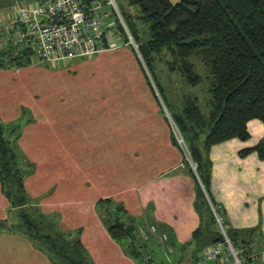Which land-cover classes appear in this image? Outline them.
<instances>
[{
    "label": "trees",
    "instance_id": "1",
    "mask_svg": "<svg viewBox=\"0 0 264 264\" xmlns=\"http://www.w3.org/2000/svg\"><path fill=\"white\" fill-rule=\"evenodd\" d=\"M125 3L118 5L119 10L151 74L152 80L145 75L146 82L165 114L154 89L156 85L174 129L184 138L197 166L195 170L184 161L186 171L195 180L194 208L200 223L191 240L176 247V264H197L209 246L225 243L216 214L233 246L242 251L241 258L246 264H252L254 241L263 236L261 229H235L228 225L225 213L210 192L213 168L210 154L216 144L233 138L249 139V121L258 119L264 123V0H180L177 3L125 0ZM117 20L119 33L130 44L118 16ZM17 41L15 48L0 50L1 69H19L32 64L36 53L20 38ZM105 45L109 46L107 42ZM194 59L202 64L203 74L198 72ZM158 64L162 66V74L179 78L177 84L182 93L176 94V99L163 84ZM202 84L210 95L207 112H203L198 95L190 90ZM16 132V137L11 139L9 133ZM21 136L17 124L8 125L0 117V185L16 219L14 222L0 220V231L27 237L52 264H93L81 239L82 229L63 231L59 227L60 219L48 217L37 206L30 205L26 180L35 173L36 164L21 155L18 143ZM171 142L181 149L174 130ZM254 152L264 160V138L255 147L241 150L239 155L245 158ZM96 206L106 208L103 221L124 252L134 258L143 257L142 248L155 236L144 240L139 234L132 238L135 229L124 220L129 216L125 207L112 199L99 200ZM157 229L158 233H166ZM137 238L141 242L139 247L135 244Z\"/></svg>",
    "mask_w": 264,
    "mask_h": 264
},
{
    "label": "rangeland",
    "instance_id": "2",
    "mask_svg": "<svg viewBox=\"0 0 264 264\" xmlns=\"http://www.w3.org/2000/svg\"><path fill=\"white\" fill-rule=\"evenodd\" d=\"M31 1L0 2V50L18 45L22 27L13 23L12 10L16 3L22 6ZM115 1L119 6L126 4L125 0ZM102 13L115 34L110 46L94 59L48 63L35 56L25 68H0V117L8 125L19 126L20 153L36 164L35 173L26 180L30 205L48 217L60 219L59 227L66 232H83L81 221L63 222L64 210L72 212L73 203L93 209L94 202L108 198L121 204L126 198L122 192L138 186L144 177L164 171L167 165L181 159L183 164L186 161L182 148H175L171 142L175 126L156 85L154 89L165 114L146 82L145 75L151 78L148 68L133 44H127L119 33L112 6H104ZM194 61L203 74L202 64ZM161 69L158 64L163 84L176 99V94L182 93L177 84L179 78H170ZM176 87L180 90L175 91ZM190 90L198 95L203 112H207L210 95L206 85ZM9 134L13 139L18 133ZM96 210L107 227L103 221L106 208L96 206ZM14 215L0 185V220L14 222ZM141 229L147 231L148 237L154 236L148 227ZM2 239L0 264H23L21 258L26 254L40 252L23 235ZM149 251L143 253L161 264H169ZM36 260L29 257L27 261ZM138 264H144L143 257Z\"/></svg>",
    "mask_w": 264,
    "mask_h": 264
},
{
    "label": "crops",
    "instance_id": "3",
    "mask_svg": "<svg viewBox=\"0 0 264 264\" xmlns=\"http://www.w3.org/2000/svg\"><path fill=\"white\" fill-rule=\"evenodd\" d=\"M10 1L11 4L17 2ZM247 127L249 139L243 141L233 138L212 147L210 192L217 206L225 213L230 227L235 229L260 227L263 236H258L254 241L255 255L252 264H264V160H261L256 152L245 158L239 155L242 149L253 148L264 138V123L253 119L248 122ZM182 162L183 159L174 165H167L164 171L160 170L151 177H144L138 186L122 192L126 198L124 196L123 201H120L129 215L124 218L125 222L135 229L132 238L139 235V229L152 224L168 234L173 252H168L164 244L159 243L157 239L150 240L142 250H150L149 252L162 262L166 261L169 264H176L173 260L176 247L188 243L200 223L199 215L194 208L195 180L186 171ZM96 204L97 202L93 203L92 209L82 207L83 204L80 203H73L72 212L64 210L66 214L63 215V222L81 221L82 242L93 264H138L140 258L125 253L121 244L110 236L97 215ZM90 209L93 212H89ZM18 236L3 234L0 235V240ZM135 244L137 247L141 246L138 238ZM30 250H33V247ZM29 257L33 261L38 258L37 262L28 263ZM23 258H21L24 260L23 264H52L40 252L34 251Z\"/></svg>",
    "mask_w": 264,
    "mask_h": 264
},
{
    "label": "built area",
    "instance_id": "4",
    "mask_svg": "<svg viewBox=\"0 0 264 264\" xmlns=\"http://www.w3.org/2000/svg\"><path fill=\"white\" fill-rule=\"evenodd\" d=\"M104 6H112L121 24L138 50L115 0H36L27 5L18 3L13 7V23L22 27L20 40L24 41L36 53L41 62H61L71 59L92 60L105 48L104 44L113 39L115 30L106 23L102 13ZM186 160L196 170L197 166L191 159L184 138L174 129ZM217 220L225 236V243L209 246L197 264H246L241 258V250L236 249L228 238L221 219ZM148 231L158 242L164 244L168 252H173L167 233H158L155 225ZM141 237L148 239L147 231L140 230ZM144 264H161L150 254L143 255Z\"/></svg>",
    "mask_w": 264,
    "mask_h": 264
},
{
    "label": "water",
    "instance_id": "5",
    "mask_svg": "<svg viewBox=\"0 0 264 264\" xmlns=\"http://www.w3.org/2000/svg\"><path fill=\"white\" fill-rule=\"evenodd\" d=\"M186 264H189V262H188V263H186Z\"/></svg>",
    "mask_w": 264,
    "mask_h": 264
}]
</instances>
